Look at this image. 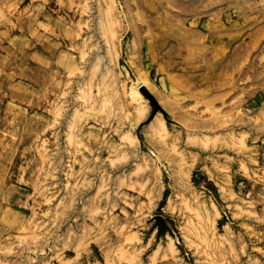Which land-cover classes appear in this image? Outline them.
Wrapping results in <instances>:
<instances>
[{"label":"rangeland","instance_id":"374dc122","mask_svg":"<svg viewBox=\"0 0 264 264\" xmlns=\"http://www.w3.org/2000/svg\"><path fill=\"white\" fill-rule=\"evenodd\" d=\"M0 264H264V0H0Z\"/></svg>","mask_w":264,"mask_h":264},{"label":"water","instance_id":"95a60500","mask_svg":"<svg viewBox=\"0 0 264 264\" xmlns=\"http://www.w3.org/2000/svg\"><path fill=\"white\" fill-rule=\"evenodd\" d=\"M157 218H159V216H157Z\"/></svg>","mask_w":264,"mask_h":264}]
</instances>
